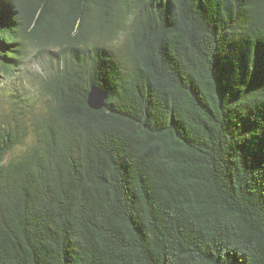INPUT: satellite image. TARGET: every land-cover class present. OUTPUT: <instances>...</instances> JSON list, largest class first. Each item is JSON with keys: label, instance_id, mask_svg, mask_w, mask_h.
Segmentation results:
<instances>
[{"label": "trees", "instance_id": "trees-1", "mask_svg": "<svg viewBox=\"0 0 264 264\" xmlns=\"http://www.w3.org/2000/svg\"><path fill=\"white\" fill-rule=\"evenodd\" d=\"M31 53L0 264H264V0H0V82Z\"/></svg>", "mask_w": 264, "mask_h": 264}, {"label": "rangeland", "instance_id": "rangeland-1", "mask_svg": "<svg viewBox=\"0 0 264 264\" xmlns=\"http://www.w3.org/2000/svg\"><path fill=\"white\" fill-rule=\"evenodd\" d=\"M48 66L49 64L45 59L38 56L37 53H31L24 68L18 74L17 79H5L0 82V98L4 99L6 102L9 98H7L8 95L15 94L18 92L19 88H26L30 89L29 94L32 99L35 101L39 99V101H36V104L39 107L43 98H41L36 92L37 84L35 82V77L37 75L45 76L49 71ZM33 75H35V77H33ZM24 150L25 148L23 146L14 148L9 154V158L19 156Z\"/></svg>", "mask_w": 264, "mask_h": 264}, {"label": "water", "instance_id": "water-1", "mask_svg": "<svg viewBox=\"0 0 264 264\" xmlns=\"http://www.w3.org/2000/svg\"><path fill=\"white\" fill-rule=\"evenodd\" d=\"M108 96L101 88L91 85L86 95V105L92 111H99L105 106Z\"/></svg>", "mask_w": 264, "mask_h": 264}]
</instances>
